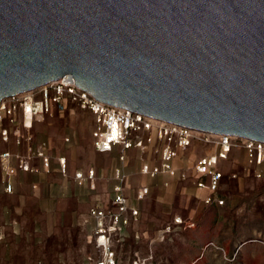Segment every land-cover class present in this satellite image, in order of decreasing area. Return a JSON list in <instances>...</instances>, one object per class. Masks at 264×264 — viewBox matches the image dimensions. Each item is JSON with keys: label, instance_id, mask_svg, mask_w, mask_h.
Wrapping results in <instances>:
<instances>
[{"label": "water", "instance_id": "obj_1", "mask_svg": "<svg viewBox=\"0 0 264 264\" xmlns=\"http://www.w3.org/2000/svg\"><path fill=\"white\" fill-rule=\"evenodd\" d=\"M59 80L264 142V0H0V103Z\"/></svg>", "mask_w": 264, "mask_h": 264}, {"label": "rangeland", "instance_id": "obj_2", "mask_svg": "<svg viewBox=\"0 0 264 264\" xmlns=\"http://www.w3.org/2000/svg\"><path fill=\"white\" fill-rule=\"evenodd\" d=\"M70 121L80 124L70 150L76 166L86 163L108 168L109 159L94 153L85 136L90 121ZM70 126L68 121H59L52 128L56 149L62 147L64 130ZM191 153L201 156L202 147L196 146ZM138 159L131 164H138ZM221 168L225 174L220 194L226 201L223 207L201 203L190 180H149L137 171L132 176L130 198L136 199L135 189L142 184L149 183L154 189L145 199L140 222L129 229L127 242L119 245L124 263L130 264L137 254L153 252L155 264H264V182L247 174L242 149H235ZM79 188L67 193L46 187L41 192L6 194L0 186V223L5 228L0 264H93L98 254L82 217L111 196L112 189ZM175 219H183L184 224L160 239V231ZM190 223L195 227H186ZM136 233L141 239L135 238Z\"/></svg>", "mask_w": 264, "mask_h": 264}, {"label": "built area", "instance_id": "obj_3", "mask_svg": "<svg viewBox=\"0 0 264 264\" xmlns=\"http://www.w3.org/2000/svg\"><path fill=\"white\" fill-rule=\"evenodd\" d=\"M70 106L94 116L95 150L100 154L116 153L119 162L113 175L110 205L97 203L82 217V224L89 231V241L98 254L93 264H125L119 245L127 242L129 229L141 219L140 210L131 205L125 194L130 151H138L141 155L140 175L150 179L163 176L169 181L190 180L196 189L207 193L202 199L206 206L225 205L226 201L220 195L225 178L221 164L229 161L235 149H242L245 153L247 174L264 182V142L201 132L152 119L104 104L76 84H65L59 80L0 103V186L4 193L15 192L14 178L18 174L40 172L33 165L34 160L41 162L45 173H51L53 161L49 144L46 141L37 143L32 131L35 124L44 123L48 117L65 114ZM195 144L204 146L208 152L195 162L191 173L179 169L175 162ZM12 147H26V153L16 152ZM58 171L62 177L68 176L66 158L58 159ZM96 178L97 172L91 169L87 174L77 172L74 182L80 188L88 185L93 190ZM150 193V186H142L136 193V200L142 202ZM183 224L182 219H175L173 224L160 231L158 237L164 240ZM186 227L194 228L195 224L190 223ZM141 237L136 233V239ZM4 238L5 228L0 225V242ZM130 264H155L154 254H137Z\"/></svg>", "mask_w": 264, "mask_h": 264}, {"label": "crops", "instance_id": "obj_4", "mask_svg": "<svg viewBox=\"0 0 264 264\" xmlns=\"http://www.w3.org/2000/svg\"><path fill=\"white\" fill-rule=\"evenodd\" d=\"M72 119H87L90 121L88 125V129H84L85 136L89 139L91 142L92 149L94 153L101 155V156H106L107 159L110 161V165L108 168H98V166L95 165H88V164H82L81 166H76L75 164V157L71 153V144L77 139L78 132L80 131L78 121H73L71 122L70 120ZM64 122L68 121L71 123V126L69 129L64 130V137L62 139V147L60 149L55 148V144L52 138V128H54V125L56 122ZM95 129V118L90 112H85L81 111L75 106H70L69 110L63 114V115H55L53 117H48L44 123H37L34 125V129L32 131L35 141L37 143L41 141H46L49 144V154L52 157L53 161V169L51 173H45L42 170V165L39 160H34L32 163L35 167L40 169L39 173H20L14 178V185H15V192L17 191L18 193H23V192H28L30 190H38L42 191L44 188L49 187L52 192H60L67 193L69 190H76L78 189L77 185L74 182V176L77 172H83L85 174L88 173L89 170L93 169L97 172V178L95 179L93 185L94 189L92 191H97L98 189H106V190H111L114 181H113V175L115 169L119 166V162L117 159V154H100L98 153L95 148H94V142H93V131ZM196 146L202 147L203 154L201 156H196L193 155L191 152ZM14 151H20L21 153H26V147L22 148H16L12 147ZM208 152V149H206L204 146L200 144H195L193 147L188 149L186 152L181 154V157L175 162V165L179 169H184L188 170L191 173V169L193 168L195 162L202 156H204ZM234 152V151H233ZM239 153L241 151H238ZM233 155V153H232ZM231 155V156H232ZM138 156V160L140 161L141 155L138 151H130L128 153V163L126 165V172L129 174L128 181L126 182V189H125V194L129 198L130 203L133 207H137L140 212L141 216L143 215V210L145 208L144 203L145 200L142 202H138L136 199L132 200L129 196V191L132 189V176L139 171L140 168V162L137 164H131L132 159ZM64 157L67 160L68 164V176L67 177H62V175L58 171V159ZM102 158V157H100ZM231 158V157H230ZM103 159L100 160L102 162ZM225 163V162H224ZM223 165V163L221 164ZM142 176V175H140ZM144 177V176H142ZM149 180H160V181H165L167 180L166 177L159 176L155 179H150L148 177H144ZM147 186H150L151 188V193L153 191V187L151 184L147 183ZM145 184L140 185L136 190L137 191L142 187L146 186ZM34 186H37V189H34ZM89 188V187H87ZM2 189V188H1ZM80 189V188H79ZM194 190L196 191V198L203 203L202 199L206 196L205 191H199L196 189L194 186ZM14 192V193H15ZM28 197V196H27ZM136 197V195H135ZM2 197L0 196V199ZM28 199V198H26ZM111 196H107V199L103 203H110ZM204 204V203H203ZM205 205V204H204ZM2 225V223H0Z\"/></svg>", "mask_w": 264, "mask_h": 264}, {"label": "bare ground", "instance_id": "obj_5", "mask_svg": "<svg viewBox=\"0 0 264 264\" xmlns=\"http://www.w3.org/2000/svg\"><path fill=\"white\" fill-rule=\"evenodd\" d=\"M183 220V219H182Z\"/></svg>", "mask_w": 264, "mask_h": 264}]
</instances>
